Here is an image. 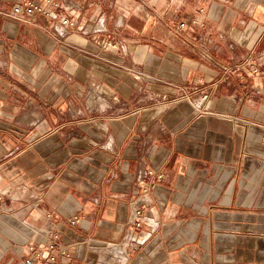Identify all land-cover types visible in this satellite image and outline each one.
Masks as SVG:
<instances>
[{
	"label": "crops",
	"instance_id": "1",
	"mask_svg": "<svg viewBox=\"0 0 264 264\" xmlns=\"http://www.w3.org/2000/svg\"><path fill=\"white\" fill-rule=\"evenodd\" d=\"M51 2L0 16V264H264V0Z\"/></svg>",
	"mask_w": 264,
	"mask_h": 264
},
{
	"label": "built area",
	"instance_id": "2",
	"mask_svg": "<svg viewBox=\"0 0 264 264\" xmlns=\"http://www.w3.org/2000/svg\"><path fill=\"white\" fill-rule=\"evenodd\" d=\"M42 2L44 3H51V7L56 8L58 6L57 3L55 2H51V0H42ZM42 2H38L36 0H19L14 2L9 10H2L0 9V16L4 17L5 19H11V20H15V21H22L25 22L27 20H29L34 14L40 13L43 14L45 16H51V12L48 9L43 8L42 6ZM184 23L181 22L180 26H183ZM58 26L61 29H67V28H72L73 26H75V20L70 18L69 15H63L60 16L58 19ZM103 46L105 48H112V49H119L121 48V51L124 50L122 45H119L118 43L112 41V40H105L103 42ZM260 67H264V61H262L261 63H257V64H252L250 67V72L252 74H254V76H258L260 73ZM262 142H264V127L262 128ZM158 177H160V175H158ZM157 177V178H158ZM139 213H140V209L138 207H136L134 209V215L136 217H139ZM134 225L135 226H139L140 225V221L137 218V220L134 221ZM51 247V246H50ZM30 250H33L32 247H29ZM34 251V250H33ZM61 253H64V250L61 251ZM34 257H27L24 261L23 264H52L56 262V256L55 255H49L47 257L48 263H44L43 260L41 259L42 256L40 254L39 251H34Z\"/></svg>",
	"mask_w": 264,
	"mask_h": 264
},
{
	"label": "rangeland",
	"instance_id": "3",
	"mask_svg": "<svg viewBox=\"0 0 264 264\" xmlns=\"http://www.w3.org/2000/svg\"><path fill=\"white\" fill-rule=\"evenodd\" d=\"M184 23V22H183ZM179 26H180V24H179ZM109 40H112V41H114V42H116V43H118L119 45H122V44H120L117 40H115V39H113V38H109ZM123 46V45H122ZM123 48H124V46H123ZM117 51H121V48H119V49H117ZM249 61V62H248ZM252 60H250L249 58H247V57H245L243 60H242V65H246V67L247 68H249L250 69V67H251V65L254 63V64H257V63H261L262 61H253V62H251ZM228 67L230 66V65H227ZM226 66V67H227ZM264 77V67H260V73H259V75L258 76H256V77ZM26 259V258H25ZM24 259V260H25Z\"/></svg>",
	"mask_w": 264,
	"mask_h": 264
}]
</instances>
